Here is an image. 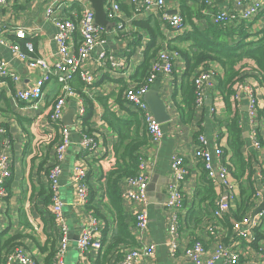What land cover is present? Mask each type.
<instances>
[{
  "label": "crops",
  "instance_id": "obj_1",
  "mask_svg": "<svg viewBox=\"0 0 264 264\" xmlns=\"http://www.w3.org/2000/svg\"><path fill=\"white\" fill-rule=\"evenodd\" d=\"M117 1L118 4L127 6L126 11L123 8L120 9L121 21L127 30L119 33L118 36H108L106 44L102 48H96L86 62V68L96 77V84L92 89H88L90 99L84 94L83 104L86 109L88 102L92 104L88 107V110L91 109L88 128L95 134L97 144L91 153L81 151L79 132L83 118L77 121L74 115L75 127L71 130V147L63 163L59 180L60 195L65 204L64 213L71 234V241L64 256V264H118L130 249L150 244L155 246L154 256L140 259L135 264H193L183 253V248L199 240L202 241L204 247L201 261L205 262L213 257L219 242H217V237H213L214 240L211 239L208 232V226L214 222L213 219L205 220L200 217L190 219L191 215L188 216L196 211V193L202 186V168L200 162L195 160L194 154L198 147L197 136L199 134L206 139L209 150L212 151L217 146L225 154L230 153L227 132L229 117L225 115L219 93L216 90H210L212 87L215 88L216 76L210 77L211 85L208 87L205 104L195 105L190 114L185 115L186 118L181 115L180 108H184L182 84L187 66L185 59L176 51L194 50L192 47L194 37L191 34L195 28L204 32L208 25H215L211 20L213 11L236 15L240 22L229 24L228 27L231 29L246 23L252 24V28L257 30L264 29V0H244L240 4H238L239 0H215V7L212 9L205 7L200 0H164L163 11L169 15L179 14L184 21L186 29L182 36H176L162 21L161 10L155 7L142 9V0H137L134 4L126 0ZM256 3L261 5V9L248 20L241 21L240 16L245 9ZM129 6L134 9L131 10ZM57 7H59L57 12H60L64 18L72 10V5L68 1H63ZM44 10L45 2L42 0H9L7 6L0 7V26L23 30L28 38L33 36L32 42L37 56L53 62L57 58L56 46L53 42L54 28L45 19ZM141 21H149L152 31L137 29L135 24ZM109 23L111 28L106 30L108 32L115 27L114 21H109ZM9 40L10 42L15 41L13 37H9ZM101 52L111 56L113 61L123 62L125 69L114 73L110 71L107 64L101 65L99 60ZM146 52L154 57V61L160 52H165L171 57L173 65L171 73H158L151 85L158 87V94L165 102L170 115L167 133L163 134L158 146L150 142L141 115H138L125 98L120 96L122 88H131L136 85L134 78L144 61ZM0 60L9 63L10 67L20 75V88L25 89L33 80V73L28 70L26 64L15 61L11 52L2 46H0ZM208 68L221 76V69L217 64L209 63ZM255 82L253 78H246L243 84H254L253 88L257 92L261 108L264 103V89ZM57 94L58 83L50 79L43 87L41 100L25 105L15 100L13 84L0 80V124L14 136V141L8 149L4 148L2 143L4 139H0V155L7 156L11 164V177L6 185L7 197L0 202V235L4 233L9 236L22 235L23 238L19 240L23 248L21 252L31 258L35 264H45V258L49 252H42L39 246L44 247L47 242L46 247L53 249V247L56 248L59 240L46 186L47 173L59 139L58 131L48 119V113ZM245 97L246 95L242 92L240 94L239 126L245 139L242 153L245 159L252 157L250 160L252 170H246L241 182L246 181L245 179L252 172L251 178L256 188V195H258L255 206L258 207L263 200L260 191H264V150L250 148L248 138L245 136L251 128L247 121L246 111L243 110L246 106ZM97 98H100L101 102H98ZM74 107L76 108L75 102L68 100L65 115ZM211 108L213 111H210ZM131 115L139 121L138 129L134 127L131 136L138 133L146 138L145 144L138 153L140 158L150 162V165H146L150 181L153 178H159L163 182H170L171 158L180 156L185 160L188 174L180 184L183 207L179 212L178 230L175 234L170 233L172 212L163 204L168 184L161 185L159 194L154 192V196L147 197L146 210L149 225L147 230L140 232L135 225V214L141 211L143 206L124 199V194L129 189L128 178L120 179V205L135 245L134 247L121 246L118 253L111 252V256H105L107 246L111 243V238L115 233V226L112 210L104 193V180L100 179L102 171L106 173L111 169L114 161V148L119 143V135L111 126V122L130 120ZM255 123L257 124V121ZM24 129L32 134L33 140L30 143ZM259 133H264L262 122H259ZM78 160L83 161L89 167L87 174L89 197L85 206L74 207L72 203L75 193L70 177L72 165ZM231 179L236 184L230 207V212H234L240 204L241 188L232 175ZM214 192L217 199L220 194L224 193V189L214 187ZM151 200H157V204L151 203ZM201 205L207 207L208 202L205 201ZM255 206L251 207L245 215H252L256 209ZM95 213L100 216V222L105 220L108 224V229L102 234L106 244L100 250L91 249L86 255H81L77 250L76 240L89 216ZM194 220H200V223L197 224ZM225 229L216 226V233L223 236ZM169 239L173 240L179 248L178 253L172 258H169L165 246ZM233 240L234 238L225 244H232ZM238 246L242 256L240 264H250L258 258L259 248L264 250V218L248 238L238 243ZM1 256L0 264H2ZM213 264H226V262L223 258H219Z\"/></svg>",
  "mask_w": 264,
  "mask_h": 264
},
{
  "label": "built area",
  "instance_id": "obj_2",
  "mask_svg": "<svg viewBox=\"0 0 264 264\" xmlns=\"http://www.w3.org/2000/svg\"><path fill=\"white\" fill-rule=\"evenodd\" d=\"M9 0H0V7L7 6ZM45 2L44 16L54 28L53 42L56 46L57 58L53 62L47 61L44 57H38L35 52V46L32 42L33 36L28 35L20 29L8 28L0 26V46L7 48L15 61L26 64L28 70L33 73V80L28 86L20 88L21 77L14 71L9 63L0 60V80L8 81L15 88V100L21 104L30 105L41 100L43 95V87L50 79H54L58 83V94L48 113V119L59 133L58 143L55 146L51 167L47 173V189L50 198V206L52 210L53 222L57 227L59 240L56 245L54 255V264H64V256L71 241V234L66 216L64 213V202L61 199L59 180L62 174V167L68 151L71 147V130L75 127L65 126L61 120L65 115V108L68 100H73L76 104L75 118L80 121L85 115V107L83 99L72 90L70 82L72 76L78 75L80 81L87 87L92 89L96 84L95 75L86 68V62L96 48H102L106 44L107 37L110 35L118 36L119 33L126 31L125 24L121 21L120 8L117 0H105L104 11L108 21H114L115 27L111 31L95 25L94 11L89 2L86 0H42ZM68 1L72 5L71 12L64 18L60 12H57L59 4ZM130 4H134L137 0H126ZM207 8L215 7V0H200ZM239 0L238 4L241 3ZM142 9L155 7L162 11L161 19L168 28L176 35L182 36L185 33L186 26L179 14L169 15L163 11L164 0H142ZM79 9V12L75 10ZM261 9V5L254 4L249 6L241 14V21L248 20L251 16ZM234 14L225 12H212L211 20L215 25L228 27L229 24L240 22ZM9 37H13L15 41L10 42ZM22 43V44H21ZM100 64H107L110 71L116 73L124 70L123 62L113 61L112 57L101 52L99 55ZM173 70L172 59L165 52H160L155 61L150 65V72L143 84L126 88L124 98L130 104L135 112L141 115L146 133L150 142L158 146L163 138L161 125L150 114L146 104L143 101L145 93L150 89L155 77L158 73H171ZM216 76L212 70L209 72L199 71L192 79L195 88V105L203 106L207 98L208 87L211 85L210 77ZM244 83V82H243ZM239 84L236 87L234 96L235 101L240 107V94L243 92L246 97V116L247 121L251 125L248 131L249 147L254 150H261L257 129L259 126L255 123L257 110L260 108L257 99V92L253 88L254 84ZM256 83V82H255ZM257 85V83H256ZM210 90H215L212 87ZM89 90H85L84 94L90 97ZM212 92V91H210ZM210 111H213L211 108ZM255 124V126H254ZM5 126L0 124V139L5 149L10 148V144L14 141ZM79 146L83 153H91L96 147V136L93 132L87 133L85 130L79 132ZM216 141V139H214ZM198 147L195 151V160L200 162L202 170L206 174L214 187L224 189V193L220 194L215 201V207L212 211L213 223L208 226V232L211 236L217 237L219 242L211 259L201 261V254L204 251L202 241H194L189 246L183 248V253L193 264H213L219 258H223L226 264H240L241 250L238 243L259 226L264 218V210L257 213L254 217L245 215L240 220H231V236L228 240L232 244H225L224 239L227 238V230L224 235L219 236L216 233V226L223 229L219 223L222 222L224 213L229 212L236 184L231 179V164L229 163V154L224 155L221 148L215 146L213 150H209L206 139L202 134L197 136ZM150 162L139 159L138 172L135 176L127 179L129 189L124 194V199L143 206L141 211L135 214V225L140 232L147 230L149 225L146 206L148 205L147 189L150 183L149 172L146 165ZM150 165V164H149ZM89 167L83 161H76L72 165L70 183L74 189L75 198L72 203L74 207L85 206L88 202L89 187L87 185V174ZM171 180L168 184V191L164 200V207L172 212V221L169 226V232L175 234L178 230L179 212L183 207V199L181 194V182L188 174V166L185 160L180 156H173L170 163ZM11 177V164L9 158L3 154L0 155V202L7 197L6 185ZM261 194V191H260ZM262 196V195H261ZM258 197V195H256ZM258 206V205H257ZM255 208H257L255 206ZM101 229L102 223L99 219L90 215L85 223L78 239L76 247L81 255L91 250L102 249L101 245ZM214 240V239H213ZM227 240V241H228ZM240 240V241H239ZM236 241H239L236 243ZM236 243V244H234ZM169 258L174 257L178 253V246L173 240H167L165 243ZM155 246L153 244L145 245L130 249L125 253L124 257L118 264H135L138 260L144 258H152L154 256ZM259 256L250 264H264V250L259 248ZM4 264H35V262L26 257L21 250H15L5 256Z\"/></svg>",
  "mask_w": 264,
  "mask_h": 264
},
{
  "label": "trees",
  "instance_id": "obj_3",
  "mask_svg": "<svg viewBox=\"0 0 264 264\" xmlns=\"http://www.w3.org/2000/svg\"><path fill=\"white\" fill-rule=\"evenodd\" d=\"M119 7L120 9L123 8L124 11H126L127 6L119 4ZM130 9L132 10L134 8L130 7ZM75 10L79 12L78 8H75ZM149 23V21H141L140 23L135 24V26L139 30L151 32L152 29ZM242 25L232 29L221 25H208V28L204 32L198 31L195 28L191 34L194 37V44L192 46L194 50L190 52L180 50L176 51L183 59H185L187 66L183 77L184 82L182 84L184 108H180L181 115L184 116V118L190 114L191 109L195 106V88L192 83V79L199 73V71H212L208 68L209 63H215L221 69V76H218V74L216 75L215 90L221 96L225 109V115L229 117L227 132L228 148L230 152L229 163L232 166L231 175L237 182H239L241 188V200L239 206H237V209L234 212H230L229 210V212L224 213L223 220L219 223L223 229L226 228L227 230L228 235L227 238L224 239V243H226L231 236V220L242 219L246 212L251 207H254L257 202V192L251 178L252 172L245 179L246 181L241 182V178L244 177L246 170H252V164L250 162L252 157L251 159H245L242 153L245 147V139L243 137L242 129L239 126V101H235L233 98L236 93L237 85L242 84L246 78H253L264 89V29L257 30L256 28H252V24L248 23ZM153 58L154 57L148 54V52L145 53L144 61L134 78L136 87L143 84L147 79L150 72V65L154 61ZM70 87L84 100V91L90 89L80 81L78 75L72 76ZM125 90V88L121 89V98L124 97ZM97 101L101 102L100 98H97ZM89 106H92V104L88 102L87 109L85 106V115L81 124L82 130H85L87 133H91L88 128V119L91 115V109L88 110ZM256 121L258 126L259 122L264 123V103L263 106L257 110ZM26 122L31 123L29 120H26ZM138 123L139 121L135 119L134 115H131V119L127 121L115 120L111 122V126L119 135V143L114 148V161L111 164V169L106 173L102 171L100 180H104V193L112 210L115 233L111 238V243L107 246L105 256H111V252L114 254L118 253L121 246L134 247L135 245L134 238L129 232L128 224L120 205L121 195L119 180L133 177L138 172L140 159L138 152L145 144L146 140L144 135H140L138 133L131 136L134 127L136 130L138 129ZM257 130L260 146L264 150V133L260 134L259 128ZM24 131L30 143L33 140L32 134L28 130L24 129ZM224 155L228 154L224 153ZM120 162H122V164H120ZM201 181L202 186L196 193V211L188 216L191 215L190 219H192V217H200V219L204 218L205 220H215L212 215L216 201L214 186L209 180H207L206 174L203 170ZM205 201L208 202L207 207L201 205ZM94 216L101 219L96 213ZM102 222L103 228L101 229V245L103 248L106 243L105 237L102 238V234H104V231L108 229V224L105 220ZM194 222L199 224L200 220H194ZM4 234L0 235V256L2 255V264H4L5 256L7 254L12 253L17 249H23L22 244L19 243V240L23 238L22 235L17 234L9 236ZM46 245L47 242L44 247L39 246L42 252L49 251L48 253L46 252L47 256L45 258V264H54L56 248L53 247V249H48Z\"/></svg>",
  "mask_w": 264,
  "mask_h": 264
},
{
  "label": "water",
  "instance_id": "obj_4",
  "mask_svg": "<svg viewBox=\"0 0 264 264\" xmlns=\"http://www.w3.org/2000/svg\"><path fill=\"white\" fill-rule=\"evenodd\" d=\"M89 2L91 8L94 11V22L95 25L101 26L105 28L106 30H109L111 28V24L106 18V14L104 11V3L105 0H86ZM159 90L157 86H151L150 89L145 93L143 97V101L146 104L150 114L154 117V119L161 125V130L162 133L165 134L167 133V127L168 123L170 121V115L167 112V106L163 99L159 96L158 94ZM244 111L247 110L246 106L243 109ZM76 112V108L70 109L66 115L63 116L61 122L65 126H70L73 127L74 125V115ZM245 135V134H244ZM248 137V133L245 135ZM170 182H163L159 178H153L149 185H148V196H154L153 193L157 192L158 194L160 193V187L161 185L169 184ZM262 195V202L261 204L254 210L251 216H255L257 213L260 211L264 210V191L261 192ZM157 200H151V203H154L155 205Z\"/></svg>",
  "mask_w": 264,
  "mask_h": 264
},
{
  "label": "rangeland",
  "instance_id": "obj_5",
  "mask_svg": "<svg viewBox=\"0 0 264 264\" xmlns=\"http://www.w3.org/2000/svg\"><path fill=\"white\" fill-rule=\"evenodd\" d=\"M65 263H66V260H65Z\"/></svg>",
  "mask_w": 264,
  "mask_h": 264
}]
</instances>
